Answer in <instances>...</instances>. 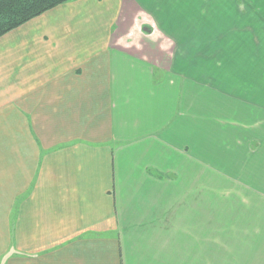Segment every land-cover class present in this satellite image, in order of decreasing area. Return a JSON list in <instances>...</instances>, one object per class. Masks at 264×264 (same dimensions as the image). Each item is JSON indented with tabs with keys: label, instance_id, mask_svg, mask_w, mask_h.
Segmentation results:
<instances>
[{
	"label": "crops",
	"instance_id": "0c3cea01",
	"mask_svg": "<svg viewBox=\"0 0 264 264\" xmlns=\"http://www.w3.org/2000/svg\"><path fill=\"white\" fill-rule=\"evenodd\" d=\"M183 4L0 38V264H264V16Z\"/></svg>",
	"mask_w": 264,
	"mask_h": 264
},
{
	"label": "trees",
	"instance_id": "16d2710c",
	"mask_svg": "<svg viewBox=\"0 0 264 264\" xmlns=\"http://www.w3.org/2000/svg\"><path fill=\"white\" fill-rule=\"evenodd\" d=\"M76 0H0V38L31 20Z\"/></svg>",
	"mask_w": 264,
	"mask_h": 264
},
{
	"label": "rangeland",
	"instance_id": "374dc122",
	"mask_svg": "<svg viewBox=\"0 0 264 264\" xmlns=\"http://www.w3.org/2000/svg\"><path fill=\"white\" fill-rule=\"evenodd\" d=\"M175 1H178V0H175ZM181 1H185V0H181ZM187 1H188L187 7L184 4L183 6H179V7L178 6L169 7V11L170 12L172 11L173 14L176 16H180L181 14L189 16V17H194L192 15L200 16V0H187ZM209 1H211V5L209 4ZM225 1L228 3L229 9L227 7L226 8L224 7V4L226 3H223V2ZM232 1L236 2L235 6H233ZM204 2L208 3L209 5L204 9L207 15H211V13L214 12L215 10L216 11L219 10L222 16L225 15V12L226 13L228 12L230 16H232L233 14L237 16H241V15L248 16L250 15V12H252L253 16H264V0H231V2L230 1L228 2V0H204ZM218 2H221V3H218ZM177 3H180V2H177ZM229 3H231V5ZM218 5H221L220 9L216 8ZM231 26H234V24H231ZM240 26H241L240 24L236 25L237 28ZM149 27L150 26H147L144 29V32H151L152 30H150ZM237 31H241V30L237 29Z\"/></svg>",
	"mask_w": 264,
	"mask_h": 264
}]
</instances>
